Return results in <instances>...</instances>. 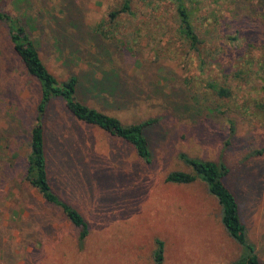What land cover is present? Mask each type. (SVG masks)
<instances>
[{
	"label": "rangeland",
	"instance_id": "1",
	"mask_svg": "<svg viewBox=\"0 0 264 264\" xmlns=\"http://www.w3.org/2000/svg\"><path fill=\"white\" fill-rule=\"evenodd\" d=\"M121 4L0 0L60 81L97 69L120 72L121 106L87 86L77 92L80 101L125 124L156 121L147 129L146 162L131 144L77 121L62 100L49 104L44 127L53 186L89 223L80 241L79 229L28 181L40 84L0 23V264H157L158 239L163 264H229L241 247L206 183L166 180L171 171L191 170L181 152L229 167L226 182L264 264V0H187L203 40L199 50L179 33L172 0H133V14L111 19ZM193 102L201 109L190 118L179 105Z\"/></svg>",
	"mask_w": 264,
	"mask_h": 264
},
{
	"label": "trees",
	"instance_id": "2",
	"mask_svg": "<svg viewBox=\"0 0 264 264\" xmlns=\"http://www.w3.org/2000/svg\"><path fill=\"white\" fill-rule=\"evenodd\" d=\"M172 1L180 22L179 33L191 48L199 50L203 40L195 26L194 9L187 5V0ZM132 2L133 0H122L121 7L110 13L111 19L117 18L122 13L133 14ZM0 23L8 27L15 53L20 57L27 72L35 77L40 84L41 93L36 109L37 115L30 131L28 181L42 195L47 204L60 208L65 213L67 218L79 229V239L83 241L90 231L88 221L80 210L63 199L53 186L44 127V117L49 104L54 99L62 100L77 121L96 125L112 136L131 144L138 156L146 162L152 160L151 142L147 129L153 126L156 121L148 119L125 124L119 117L91 107L78 99L77 92L80 87L87 86L86 90L94 97L99 96L110 104L121 106L118 97L124 83L116 68L89 71L84 77L72 73L66 80L60 81L47 67L36 42L17 18L9 12L0 10ZM71 55V58H65L66 64L69 60L74 59L73 52ZM211 86L221 95L228 94V89L224 87H218L215 84ZM179 109L184 112L185 116L195 118L201 107L193 102L190 105L180 104ZM179 157L191 170L171 171L166 180L171 183L189 184L201 179L206 183L209 193L216 197L221 207V223L230 237L241 247L240 255L229 264H263L255 244L248 238L247 227L241 217L239 201L226 182L230 172L229 167L223 162L192 157L185 152H181ZM154 257L157 264H163L164 242L161 239L157 240Z\"/></svg>",
	"mask_w": 264,
	"mask_h": 264
}]
</instances>
